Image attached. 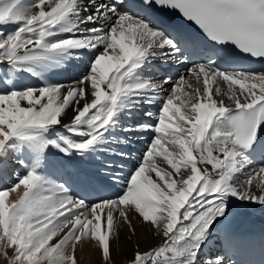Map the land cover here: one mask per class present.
Here are the masks:
<instances>
[{
	"label": "snow or ice",
	"instance_id": "1",
	"mask_svg": "<svg viewBox=\"0 0 264 264\" xmlns=\"http://www.w3.org/2000/svg\"><path fill=\"white\" fill-rule=\"evenodd\" d=\"M173 13L198 32L168 31L159 21ZM225 49L264 60V0H0V73L10 81L0 88V168L15 154L24 168L0 189V264H78L85 244L112 264L111 241L121 226L131 241L133 218L162 241L145 251L137 241L126 264H242L233 256L251 242L232 231L234 214L264 208V159L254 160L264 155V72L221 69ZM80 57L78 80L48 82ZM169 59L191 64V92L184 74L173 83L148 71ZM141 109L143 121L121 123ZM132 132L151 140L126 179L110 161L103 176L73 165L127 156L110 145ZM53 164L85 193L111 180L121 194L74 195L46 175Z\"/></svg>",
	"mask_w": 264,
	"mask_h": 264
},
{
	"label": "bare ground",
	"instance_id": "2",
	"mask_svg": "<svg viewBox=\"0 0 264 264\" xmlns=\"http://www.w3.org/2000/svg\"><path fill=\"white\" fill-rule=\"evenodd\" d=\"M81 59H83V57H80L74 62L65 65L66 70L51 77L48 82L70 85L72 84L74 80H78L79 76L84 71V68L79 63V60ZM186 79L188 80L190 79L189 83L192 85V88L188 86H184L183 91L191 92L192 89L196 87L195 78L194 77L189 78L186 75ZM202 79L203 78H201V84H200L201 88L203 87ZM9 83H10L9 78L5 77L2 73H0V88H2L4 85H8ZM21 83L22 85L38 87L37 86L38 82H35L34 79L22 78ZM216 98L219 99V97H216ZM225 102L228 103L226 98H225ZM24 106H27V105L24 104ZM153 106H155L156 108L155 111H157L159 104L157 103V104H154ZM144 107L147 108L148 106L145 105ZM139 111H142V109ZM137 121H138V117H137L136 111H134L131 114V117H129L128 115H125L121 118V123L123 125H135ZM145 134L146 132H143V133L132 132V133H126V134L125 133L119 134L116 137V140L118 142L110 145L112 152H115V153L126 152L128 150L127 147L129 143L125 141V138L128 136L134 137L135 139H139L143 142H146V146H147L150 143L151 137L147 138ZM132 149H135L134 155L131 153ZM145 149L141 150L133 146L130 150H128L127 156L112 155L110 153H99L96 155V157L87 159V160L90 161L91 166L93 169H95V171H98V170L100 171V174L102 176L107 174V169L103 168V165L110 161L114 166L119 167V173L121 176V180H124L128 177V175L133 169V166L137 163V160L142 156V153L145 151ZM15 155H19V154H15ZM15 155L12 158H10L2 168H0V189L4 187H10L12 183L16 180V178L24 173V168L23 166H20L17 163V160L15 159ZM119 159L125 161L126 165L120 167L118 163ZM75 160H77V157H75ZM74 166L76 167L77 165L74 163ZM49 167L51 168L50 170H48V176L49 178H51V180H53L54 178L52 179V177H54L53 175L56 174L57 167L55 166V164L50 165ZM199 167L201 168L207 167L211 171L210 165H199ZM57 181L58 183L67 184L66 179L62 181V179L59 178V180ZM115 184L118 188H122L121 184L119 183H115ZM19 191H22V189ZM17 197H18V193H11L9 199L15 200L17 199ZM237 210L251 215L250 217H260L264 213V208L260 207L259 205H242ZM133 220H134L135 227H136V235L131 239V241H129L128 239V236H129L128 230L124 226H121L119 228V238L113 239L111 241L112 264H120L123 262L126 263L127 259L131 256L132 251L135 249L137 241L139 242L141 251H145L149 249L150 247H155L159 245L162 241V237L156 236L146 225H142L140 222L136 221L135 218H133ZM93 245L94 244H87L89 250H96L98 260L95 261L93 259H90L89 261V259H87L85 260L86 263L84 264H91V262L94 264L98 262L97 264H99V262L100 263L104 262L99 249L97 247L95 248ZM205 251L207 252L208 249H206ZM84 252H85V247H83L82 250L78 251L80 255H83ZM211 252L214 253V246L211 248ZM89 255L92 256L91 253Z\"/></svg>",
	"mask_w": 264,
	"mask_h": 264
},
{
	"label": "rangeland",
	"instance_id": "3",
	"mask_svg": "<svg viewBox=\"0 0 264 264\" xmlns=\"http://www.w3.org/2000/svg\"><path fill=\"white\" fill-rule=\"evenodd\" d=\"M34 79V78H33ZM41 84V82H38V84H37V86L39 87V86H41L40 84ZM53 151H55V150H53ZM12 167H13V165H12ZM50 168L51 167H49L48 168V170H50ZM46 175H48V172L46 173ZM54 178V179H53ZM51 179V178H50ZM52 179L55 181V182H57L58 183V181L56 180V178L55 177H52ZM95 248H96V246H95V244L93 245ZM83 247H85V252L83 253V255H80V253H78V251L79 250H82L83 249ZM82 248H78L77 249V252H76V256H77V260H78V264H80V263H82V264H84V263H86V261L85 260H87V259H89V261H90V259H93V260H98V256H97V254H96V250H89L88 249V246H87V244H85L84 246H83ZM98 251V250H97ZM92 254V256H90L89 254ZM101 261V260H100ZM98 262H96L95 264H97ZM119 263V262H118ZM91 264H94V263H92L91 262ZM99 264H104V262L103 263H100L99 262ZM120 264H126V263H120Z\"/></svg>",
	"mask_w": 264,
	"mask_h": 264
}]
</instances>
